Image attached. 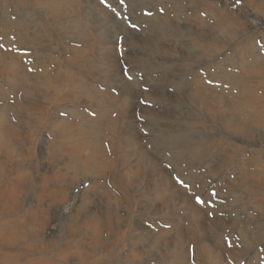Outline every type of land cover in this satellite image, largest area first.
Masks as SVG:
<instances>
[{
    "label": "rangeland",
    "instance_id": "374dc122",
    "mask_svg": "<svg viewBox=\"0 0 264 264\" xmlns=\"http://www.w3.org/2000/svg\"><path fill=\"white\" fill-rule=\"evenodd\" d=\"M0 264H264V0H0Z\"/></svg>",
    "mask_w": 264,
    "mask_h": 264
},
{
    "label": "bare ground",
    "instance_id": "6f19581e",
    "mask_svg": "<svg viewBox=\"0 0 264 264\" xmlns=\"http://www.w3.org/2000/svg\"><path fill=\"white\" fill-rule=\"evenodd\" d=\"M82 143H83V142H82ZM79 144H80V143H79ZM80 145H81V144H80ZM83 145H84V144H83ZM84 146H86V145H84ZM31 216H32V215H31ZM32 221H33V220H32ZM4 226H6V224H5ZM18 228L20 229V226H18ZM18 228L16 227L15 230L18 231ZM26 230H27V229H26ZM19 234H20V233H19ZM23 234H24V233H23ZM12 235H13V234H12ZM24 235H25V234H24ZM24 235H23V236H24ZM28 235H29V234H28ZM28 235H27V236H28ZM13 236H15V233H14ZM18 236H19V235H18ZM27 236L25 235V236H24V239H25V237H27ZM30 237H31V236H30ZM16 238H17V237H16ZM22 238H23V237H22ZM14 239H15V238H14ZM27 239H28V238H27ZM27 239H26L25 241H27ZM28 241H29V240H28ZM23 242H24V241H23ZM24 243H25V242H24ZM27 243H28V242H27ZM27 243H26V244H27Z\"/></svg>",
    "mask_w": 264,
    "mask_h": 264
}]
</instances>
